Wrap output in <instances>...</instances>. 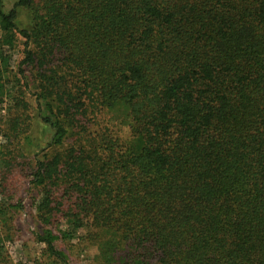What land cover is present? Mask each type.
Instances as JSON below:
<instances>
[{"label":"trees","instance_id":"1","mask_svg":"<svg viewBox=\"0 0 264 264\" xmlns=\"http://www.w3.org/2000/svg\"><path fill=\"white\" fill-rule=\"evenodd\" d=\"M9 99L0 264L25 158L29 264H70L73 245L90 264H264V0H0Z\"/></svg>","mask_w":264,"mask_h":264},{"label":"rangeland","instance_id":"2","mask_svg":"<svg viewBox=\"0 0 264 264\" xmlns=\"http://www.w3.org/2000/svg\"><path fill=\"white\" fill-rule=\"evenodd\" d=\"M4 2L8 10L13 6L15 0H4ZM29 21L30 17L25 11H22L20 13L19 19L20 27H27ZM12 59L16 62L22 59L21 45H18V48L12 52ZM15 63H13V67ZM11 103V99L5 101V104L2 108L3 110L0 111V121L3 120V123H5L8 119V109L11 106ZM110 117L111 116L109 114L105 113L99 115V128H103V122H105L106 125V120L109 121L108 119ZM115 126V130L119 135H127L126 126ZM29 130L31 134L36 137L40 130V123L38 124V122L33 118L32 120H30ZM0 143L1 146H3L1 151L2 153H4L5 151L3 152V149L5 150V148H8V146L10 145L4 138H0ZM4 155L7 156L6 153H4ZM29 160V158H25L18 159L16 162H14L15 164L12 171V181L10 182L11 189H13L12 196L14 197V201H17V199H21L24 206V209L21 212H17L15 214L14 241L11 243H7V251L14 264H29V259H33L34 257L39 256L43 248L42 246L35 243L33 237V232L35 230L34 204L37 200L38 192L31 184L32 179L30 177V170L32 169V163H30ZM72 249L73 250L70 253V264H90L92 262L91 259L96 254V251L93 248L92 250L88 251L84 249V247L73 245Z\"/></svg>","mask_w":264,"mask_h":264}]
</instances>
